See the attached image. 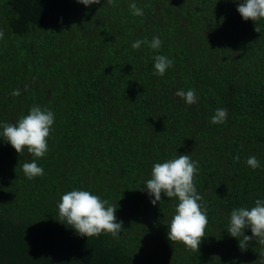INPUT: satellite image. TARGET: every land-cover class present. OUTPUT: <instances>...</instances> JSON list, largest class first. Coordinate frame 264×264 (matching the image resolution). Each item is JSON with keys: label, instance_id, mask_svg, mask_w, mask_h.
Returning a JSON list of instances; mask_svg holds the SVG:
<instances>
[{"label": "trees", "instance_id": "trees-1", "mask_svg": "<svg viewBox=\"0 0 264 264\" xmlns=\"http://www.w3.org/2000/svg\"><path fill=\"white\" fill-rule=\"evenodd\" d=\"M130 2L0 0V122L35 105L55 113L42 176L26 179L31 154L0 140V264H264V245L241 236L242 249L227 232L233 208L264 197V20L245 21L233 0H135L143 16ZM153 36L159 50L131 47ZM157 54L174 61L163 76ZM190 88L191 106L175 96ZM217 108L223 124L211 122ZM179 154L198 161L208 217L191 252L167 238L173 199L153 206L140 190L154 163ZM79 188L118 208L119 237L56 220L61 195Z\"/></svg>", "mask_w": 264, "mask_h": 264}, {"label": "clouds", "instance_id": "clouds-1", "mask_svg": "<svg viewBox=\"0 0 264 264\" xmlns=\"http://www.w3.org/2000/svg\"><path fill=\"white\" fill-rule=\"evenodd\" d=\"M76 2L90 8L94 4H99L101 0H76ZM233 2L238 4L237 11L245 21L252 20L257 25L259 21L264 20V0H233ZM129 8L135 16L144 15L143 8L138 7L135 0H131ZM256 31H259L257 27ZM0 37H3L2 31H0ZM162 43L159 36H153L151 40L138 38L132 42L131 47L139 50L142 45H147L153 50H159ZM173 64L174 61L168 56L155 55L153 75H165ZM20 94V89L12 92L13 96ZM175 96L189 106L196 104L199 99L195 89L191 88L178 89ZM228 116L227 108H217L211 122L223 124ZM54 124L55 113L40 105L31 107L28 114L22 116L16 123L0 122V140L10 144L17 153L27 151L31 154L30 161H26L21 166L28 180L44 175V169L38 161L49 151L48 140L54 130ZM247 165L253 170L261 167L255 155L247 158ZM198 173V161L193 160L191 155H174L163 162L154 163L149 178L140 189L147 194L153 206L161 203L162 195L173 199L175 208L170 222L167 223V238L173 244H182L189 252L200 249L208 224L203 197L194 183ZM57 209L58 219L56 220L73 229L80 236L89 238L110 234L113 237H119L123 231V221L118 220L116 216L118 208L89 190L79 188L66 191L61 195ZM249 229L251 236L245 234ZM227 232L233 238L239 239L243 236L244 242L254 240L257 244L264 245V197L257 198L252 207L233 208ZM244 242L239 239L242 249L246 247Z\"/></svg>", "mask_w": 264, "mask_h": 264}]
</instances>
